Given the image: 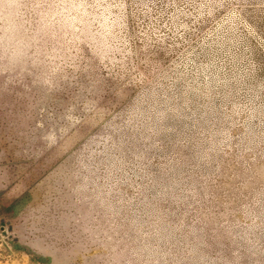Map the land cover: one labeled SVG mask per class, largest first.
<instances>
[{
	"label": "rangeland",
	"instance_id": "obj_1",
	"mask_svg": "<svg viewBox=\"0 0 264 264\" xmlns=\"http://www.w3.org/2000/svg\"><path fill=\"white\" fill-rule=\"evenodd\" d=\"M0 264H264V0H0Z\"/></svg>",
	"mask_w": 264,
	"mask_h": 264
}]
</instances>
